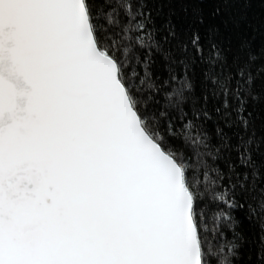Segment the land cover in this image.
<instances>
[{
  "label": "snow or ice",
  "instance_id": "obj_1",
  "mask_svg": "<svg viewBox=\"0 0 264 264\" xmlns=\"http://www.w3.org/2000/svg\"><path fill=\"white\" fill-rule=\"evenodd\" d=\"M0 264H264V0H0Z\"/></svg>",
  "mask_w": 264,
  "mask_h": 264
},
{
  "label": "trees",
  "instance_id": "obj_2",
  "mask_svg": "<svg viewBox=\"0 0 264 264\" xmlns=\"http://www.w3.org/2000/svg\"><path fill=\"white\" fill-rule=\"evenodd\" d=\"M253 11H257L258 12L259 11L258 7H254Z\"/></svg>",
  "mask_w": 264,
  "mask_h": 264
}]
</instances>
